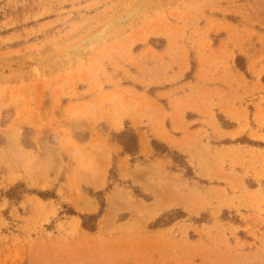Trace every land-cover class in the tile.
I'll list each match as a JSON object with an SVG mask.
<instances>
[{
  "label": "rangeland",
  "instance_id": "rangeland-1",
  "mask_svg": "<svg viewBox=\"0 0 264 264\" xmlns=\"http://www.w3.org/2000/svg\"><path fill=\"white\" fill-rule=\"evenodd\" d=\"M0 264H264V0H0Z\"/></svg>",
  "mask_w": 264,
  "mask_h": 264
},
{
  "label": "trees",
  "instance_id": "trees-1",
  "mask_svg": "<svg viewBox=\"0 0 264 264\" xmlns=\"http://www.w3.org/2000/svg\"><path fill=\"white\" fill-rule=\"evenodd\" d=\"M119 139L122 140L121 144L124 146V152L130 155H134L137 150V142L134 133L131 132H123L118 136ZM128 139V143H124L123 140Z\"/></svg>",
  "mask_w": 264,
  "mask_h": 264
},
{
  "label": "bare ground",
  "instance_id": "bare-ground-1",
  "mask_svg": "<svg viewBox=\"0 0 264 264\" xmlns=\"http://www.w3.org/2000/svg\"><path fill=\"white\" fill-rule=\"evenodd\" d=\"M140 143H141V146L146 148L147 147V142L143 139V138H140ZM143 151V150H142Z\"/></svg>",
  "mask_w": 264,
  "mask_h": 264
}]
</instances>
